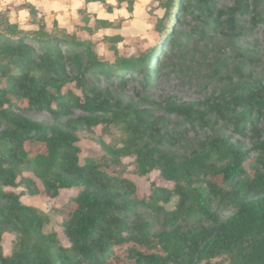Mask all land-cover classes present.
Returning <instances> with one entry per match:
<instances>
[{
	"label": "trees",
	"instance_id": "1",
	"mask_svg": "<svg viewBox=\"0 0 264 264\" xmlns=\"http://www.w3.org/2000/svg\"><path fill=\"white\" fill-rule=\"evenodd\" d=\"M178 1L179 14L193 2L192 9L213 18L217 26L219 17L228 12L227 34L234 36L236 14L249 7L238 2L214 17L213 1ZM31 14L37 17L33 8ZM154 53L117 55L109 64L100 60L91 40L50 33L44 22L26 31L0 12V120L6 122L0 130V264H264V137L253 150L219 137L193 150L183 162L156 156L154 150L134 152L139 139L150 145L177 143L175 126L164 130L161 121L142 116L134 104L114 101L86 84L91 75L146 74ZM151 71L156 73L155 68ZM202 104L243 132L248 123L255 125L264 118V85L240 86ZM33 109L49 111L57 125L46 126L27 117L25 112ZM76 109L92 116L73 117ZM169 111L190 122L202 121L206 113L176 104H170ZM99 125L105 131L118 129L121 138L96 139L100 151L92 150L82 159L81 138L94 134L93 128ZM130 167L139 177L158 171L159 178L171 184L153 182L150 198L139 203L165 210L160 203L175 200V207L165 210L173 223L188 218L196 223L188 230L177 225L158 233L129 228L130 201L122 188L136 189L126 176ZM20 185L32 195L52 198L65 189L78 190L66 205L54 210L69 245L57 231H44L48 216L22 202L16 191ZM215 202L234 212L221 217L213 209ZM6 233L13 236L10 255L2 243ZM217 258H225L226 263H212Z\"/></svg>",
	"mask_w": 264,
	"mask_h": 264
},
{
	"label": "rangeland",
	"instance_id": "2",
	"mask_svg": "<svg viewBox=\"0 0 264 264\" xmlns=\"http://www.w3.org/2000/svg\"><path fill=\"white\" fill-rule=\"evenodd\" d=\"M210 1L214 2L210 9L215 11L214 17L217 11L227 12L235 8L238 2L249 4L245 12L236 14L235 36L227 34L228 12L219 17L220 25L217 26L213 18L200 16L197 9H192L193 2L188 3L187 12L179 14L175 10L178 0H123V4L118 2L121 8L118 17H110L115 18L113 22L85 10L80 11L78 17L66 13L65 20L54 19L51 15L47 19L22 16L17 7H14L13 13L9 14L12 9L4 12L11 23L26 31L36 30L39 23L44 22L50 33L58 31L68 33L76 40H91L100 60L109 64H114L117 55L129 58L155 52L146 74L117 71L114 78L91 75L86 84L97 92L110 95L114 101L134 104L142 116L161 121L164 130L175 126L174 136H179L177 143L150 145L139 139L133 151L154 150L156 156H171L183 162L193 150L219 137L238 141L243 148L250 150L264 137L263 117L255 125L248 123L243 132H238L231 122L207 111L202 104L240 86L264 85V0ZM153 68L156 73L151 71ZM170 104L192 106L206 112L205 117L202 121L190 122L183 115L169 111ZM25 115L46 126L57 125L52 114L45 109L29 110ZM79 116L90 117L92 114L76 109L73 117ZM4 128L6 122L1 119L0 130ZM93 133L81 138L82 159L92 150L100 151L96 139L102 137L106 142H111L121 138L118 129L105 131L102 125L94 127ZM124 161L127 163L129 159L125 158ZM131 171L132 167L128 168L126 176L135 184L136 189L132 191L122 188L125 198L130 201L126 218L129 228H149L158 233L170 231L177 225L188 230L196 223V219L191 218L173 223L172 216L165 210L173 209L175 200L170 204L160 203L165 210H153L139 203V200L150 198L153 182L166 186L171 184L162 181L158 171L152 172L149 177H139ZM24 175L32 176L27 172ZM38 184L43 188L40 181ZM16 191L21 194L24 204L48 216L49 222L44 231H57L60 240L69 245L60 225L61 218L54 210L66 205L78 190H62L56 198L44 194L32 195L24 185H20ZM213 209L221 217L234 212L231 207L219 202L213 204ZM12 240L11 234H4L2 243L6 255L11 254ZM216 262L226 263V260L217 258L212 261Z\"/></svg>",
	"mask_w": 264,
	"mask_h": 264
},
{
	"label": "crops",
	"instance_id": "3",
	"mask_svg": "<svg viewBox=\"0 0 264 264\" xmlns=\"http://www.w3.org/2000/svg\"><path fill=\"white\" fill-rule=\"evenodd\" d=\"M118 2V0H106V3L101 1L88 2L87 0H0V12L12 9L13 11H9L10 14L15 12L14 7H17L18 13H23L24 16L32 18L31 9L33 8L39 18L44 17L47 19L51 15L54 19L65 20L66 13H71L78 17L80 11L85 10L98 15V17L110 19V22H113L115 18L110 17H118L117 15L121 11V8L118 7ZM110 6L112 9H108V11L106 7ZM113 13L115 14L114 16Z\"/></svg>",
	"mask_w": 264,
	"mask_h": 264
},
{
	"label": "clouds",
	"instance_id": "4",
	"mask_svg": "<svg viewBox=\"0 0 264 264\" xmlns=\"http://www.w3.org/2000/svg\"><path fill=\"white\" fill-rule=\"evenodd\" d=\"M21 15L23 16L24 14L22 13Z\"/></svg>",
	"mask_w": 264,
	"mask_h": 264
}]
</instances>
